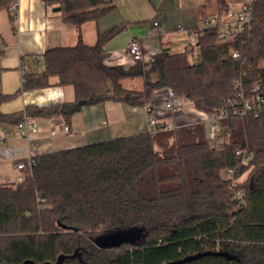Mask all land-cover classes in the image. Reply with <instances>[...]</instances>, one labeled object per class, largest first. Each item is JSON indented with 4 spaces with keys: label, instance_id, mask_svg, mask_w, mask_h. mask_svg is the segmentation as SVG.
I'll return each instance as SVG.
<instances>
[{
    "label": "trees",
    "instance_id": "obj_1",
    "mask_svg": "<svg viewBox=\"0 0 264 264\" xmlns=\"http://www.w3.org/2000/svg\"><path fill=\"white\" fill-rule=\"evenodd\" d=\"M59 8L75 28L97 26L96 41L47 49L44 72L24 77L17 93L0 95V104L20 91L45 88L48 78L73 89V107L121 103L151 106L159 90H171L204 114L234 97V82L245 73L250 85L264 83V0H253L251 29L239 40L220 44L208 29L194 50L162 49L148 68L133 63L125 71L105 63L103 47L119 30L100 22L115 11L116 0H40ZM235 0H232L234 2ZM216 14L229 0H213ZM6 8L0 5V9ZM233 52L239 54L234 60ZM140 78L141 90L123 86ZM26 117L51 118L59 105L27 107L3 114L0 123L15 126ZM216 145L203 123L142 133L33 158L31 171L15 188L0 185V264H167L207 251L186 264H264V116L227 118L219 123ZM246 148L251 159L240 164L235 151ZM233 169L232 186L225 171ZM243 190L245 205L233 198ZM142 229L141 241L96 244L101 234ZM75 258H69L73 254Z\"/></svg>",
    "mask_w": 264,
    "mask_h": 264
},
{
    "label": "crops",
    "instance_id": "obj_2",
    "mask_svg": "<svg viewBox=\"0 0 264 264\" xmlns=\"http://www.w3.org/2000/svg\"><path fill=\"white\" fill-rule=\"evenodd\" d=\"M173 2H176L178 24L171 30L167 23L170 13L167 0H116L115 11L99 24L102 31L119 27L103 47L105 63L125 71L132 69L133 63L126 52L131 39L140 42L143 66L149 65L152 56L162 49L174 53L192 46L194 52L197 51V37L192 32L202 26L204 19L216 14L213 0ZM231 3L232 0H229ZM179 25L181 31L177 29ZM96 34L95 23L87 22L80 28L70 26L63 21L59 12L45 8L40 0H19L15 14L5 8L0 9V39L3 44L0 95H13L20 90V68L24 77L42 74V55L47 49L71 47L78 40L90 46L95 43ZM156 36L163 38V41L147 43V40ZM134 79H139L142 86L140 78ZM166 100V89L152 96L150 104L158 123L176 127L204 121V114L196 111L188 100L180 98V105L174 112L164 109ZM73 103L72 87L60 86L58 78L51 76L47 87L20 91L15 98L0 104V112L8 115L23 113L27 107L60 106L57 116L27 117L29 122L37 126V133L28 143L18 137H9L0 145V185L14 180L18 186L16 179L22 171L17 170L16 166L27 158L147 133L145 107L105 102L76 110ZM62 106H66L67 110H61ZM64 126L68 128V133H63ZM9 127L12 126L0 123V131Z\"/></svg>",
    "mask_w": 264,
    "mask_h": 264
},
{
    "label": "built area",
    "instance_id": "obj_3",
    "mask_svg": "<svg viewBox=\"0 0 264 264\" xmlns=\"http://www.w3.org/2000/svg\"><path fill=\"white\" fill-rule=\"evenodd\" d=\"M19 0H0V5H4L6 10L11 14H15ZM252 6L253 0H238L231 3L228 9L221 13L215 14L211 17L204 19L202 26L193 31L195 37L202 34L208 29L217 30V42L220 44L231 43L239 40L244 34L251 29L252 22ZM179 31L182 30L181 25L177 27ZM3 44L0 39V59ZM127 55L132 63L141 62L143 58L142 48L140 42L136 39H131L126 48ZM231 57L234 60L239 58L237 52H233ZM243 73L240 78L234 82V97L225 101L222 106L214 109L213 111L204 114V121L196 122L204 123L207 128V134L210 140L216 145L222 144L225 139L218 137L219 123L227 118L238 117L241 118L246 115H250L253 118H259L264 116V83L256 81L250 85L244 83ZM20 84L25 82L24 73L22 69H19ZM167 91V100L164 105V109L169 112H174L180 105V98L175 96L171 90ZM147 133H156L166 130H171L179 126L173 127L171 125H163L156 121L153 116V109L150 105L145 106ZM189 125V124H188ZM191 125V124H190ZM185 126V125H183ZM37 133V126L35 123L28 121L25 114H23L22 121L13 127H9L0 131V145L9 137H18L24 139L27 143L31 137ZM63 133H68V128L63 127ZM235 156L239 160L240 164H248L251 159V155L246 148H240L235 151ZM34 165L33 158H27L23 163L16 166L17 170L22 173L17 177L16 183L19 185L23 178V171H31ZM225 177L232 179V186H236V180H233L234 170L229 169L225 171ZM233 198L238 201L241 206L245 205L244 192L238 190L234 193Z\"/></svg>",
    "mask_w": 264,
    "mask_h": 264
},
{
    "label": "rangeland",
    "instance_id": "obj_4",
    "mask_svg": "<svg viewBox=\"0 0 264 264\" xmlns=\"http://www.w3.org/2000/svg\"><path fill=\"white\" fill-rule=\"evenodd\" d=\"M175 1V0H174ZM238 1V0H236ZM176 2L174 4L173 0H167V9H170V13H169V19L167 21V23L170 25L171 30L175 29V25L178 24V20L176 19L177 17V12H176ZM215 8V6H214ZM174 18V19H173ZM158 20V19H157ZM88 27H91L88 26ZM160 41H163V38L159 39V37H154L153 39H149L147 40V43H160ZM197 58V51H195L192 55V57H190V61L193 62L195 61V59ZM146 67L148 65H145ZM148 68V67H147ZM139 80V79H138ZM134 79V80H124L122 82L123 86L127 89H132V90H141V84L140 82ZM247 179V174L242 175V177H240L238 179V182H242L245 181ZM14 180L11 181V183H1L3 186H7V187H11V188H15L17 187L14 184ZM144 231L142 229H133V230H127V231H116V232H111V233H107V234H101L100 236H98L94 241L95 242H100L102 241V239L105 238H115V239H130L131 242H136L139 243L141 240V237L143 235Z\"/></svg>",
    "mask_w": 264,
    "mask_h": 264
},
{
    "label": "water",
    "instance_id": "obj_5",
    "mask_svg": "<svg viewBox=\"0 0 264 264\" xmlns=\"http://www.w3.org/2000/svg\"><path fill=\"white\" fill-rule=\"evenodd\" d=\"M53 12H59V8H53L52 9ZM61 110H67V107L66 106H62L61 107ZM126 241H130V239H127V238H124V239H115V238H105V239H102V241L100 242H96V244H119L121 242H126ZM207 255H214V256H217V255H220V253L218 252H211V251H207V252H203V253H197L195 255H192V256H187L181 260H178V261H173V262H169L167 264H186V263H189L191 261H194V260H197L203 256H207ZM77 256V254H73L71 255L69 258H75ZM66 257L64 256H59L56 261L53 263V264H62L63 261L65 260ZM22 264H34L33 262L31 261H25L23 262ZM43 264H50V263H43Z\"/></svg>",
    "mask_w": 264,
    "mask_h": 264
}]
</instances>
